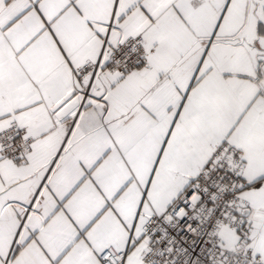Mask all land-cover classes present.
<instances>
[{
  "label": "snow or ice",
  "instance_id": "snow-or-ice-1",
  "mask_svg": "<svg viewBox=\"0 0 264 264\" xmlns=\"http://www.w3.org/2000/svg\"><path fill=\"white\" fill-rule=\"evenodd\" d=\"M0 264H264V0H0Z\"/></svg>",
  "mask_w": 264,
  "mask_h": 264
}]
</instances>
